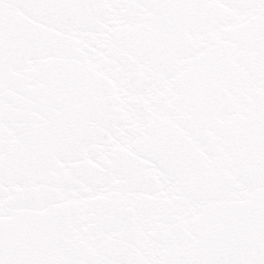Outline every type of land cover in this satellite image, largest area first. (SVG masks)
I'll return each instance as SVG.
<instances>
[{
    "label": "snow or ice",
    "instance_id": "obj_1",
    "mask_svg": "<svg viewBox=\"0 0 264 264\" xmlns=\"http://www.w3.org/2000/svg\"><path fill=\"white\" fill-rule=\"evenodd\" d=\"M0 264H264V0H0Z\"/></svg>",
    "mask_w": 264,
    "mask_h": 264
}]
</instances>
